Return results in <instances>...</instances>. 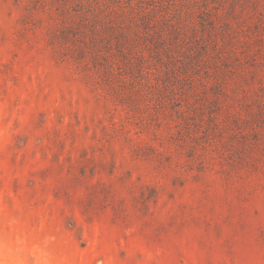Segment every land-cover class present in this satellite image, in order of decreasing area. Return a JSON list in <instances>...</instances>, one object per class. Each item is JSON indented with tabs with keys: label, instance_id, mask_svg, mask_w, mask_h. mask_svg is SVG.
<instances>
[{
	"label": "rangeland",
	"instance_id": "rangeland-1",
	"mask_svg": "<svg viewBox=\"0 0 264 264\" xmlns=\"http://www.w3.org/2000/svg\"><path fill=\"white\" fill-rule=\"evenodd\" d=\"M0 264H264V0H0Z\"/></svg>",
	"mask_w": 264,
	"mask_h": 264
}]
</instances>
